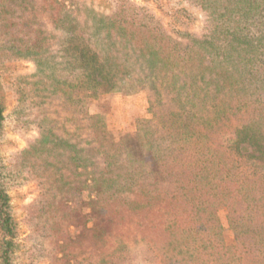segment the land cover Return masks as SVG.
<instances>
[{"label":"trees","instance_id":"16d2710c","mask_svg":"<svg viewBox=\"0 0 264 264\" xmlns=\"http://www.w3.org/2000/svg\"><path fill=\"white\" fill-rule=\"evenodd\" d=\"M192 2L200 35L131 0H0V63L35 65L15 116L38 132L10 166L0 154V264L18 260L9 192L29 179L28 239L49 264H264V0ZM141 91L135 133L89 111Z\"/></svg>","mask_w":264,"mask_h":264},{"label":"rangeland","instance_id":"374dc122","mask_svg":"<svg viewBox=\"0 0 264 264\" xmlns=\"http://www.w3.org/2000/svg\"><path fill=\"white\" fill-rule=\"evenodd\" d=\"M101 12H110L117 0H74ZM139 6L148 8L155 17L174 34L191 33L200 35L206 24L205 12L192 0H131ZM35 65L29 60L6 61L0 63V102L4 106V136L1 140L0 154L5 165L10 166L13 158L33 141L38 132L24 128L15 116L17 107V82L21 76L32 75ZM92 114H101L106 118L109 131L118 134L135 133L138 119H149L148 95L141 91L135 94L106 95L92 102L89 107ZM11 204L17 222L18 260L16 264H49V260L37 254L28 237L31 229L28 224L29 207L40 196L39 184L26 180L10 189ZM88 199V194L84 195ZM88 213V210H84ZM218 218L223 225L224 240L228 246L235 244V236L227 221L225 209L218 211ZM92 227V222H90Z\"/></svg>","mask_w":264,"mask_h":264}]
</instances>
